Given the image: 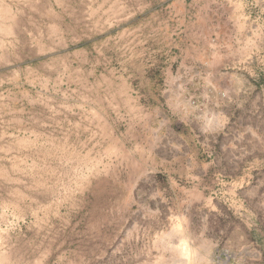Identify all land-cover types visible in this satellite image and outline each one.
I'll list each match as a JSON object with an SVG mask.
<instances>
[{"label": "rangeland", "instance_id": "1", "mask_svg": "<svg viewBox=\"0 0 264 264\" xmlns=\"http://www.w3.org/2000/svg\"><path fill=\"white\" fill-rule=\"evenodd\" d=\"M0 264H264V0H0Z\"/></svg>", "mask_w": 264, "mask_h": 264}, {"label": "crops", "instance_id": "2", "mask_svg": "<svg viewBox=\"0 0 264 264\" xmlns=\"http://www.w3.org/2000/svg\"><path fill=\"white\" fill-rule=\"evenodd\" d=\"M221 5H222V3H221ZM192 77H197L198 79H201V78H202V76L198 74L197 76H192V75H190V77H187V79L190 78V80H191ZM171 79H172V80H171L172 82H175V81H177V80H180V77H179V76H172Z\"/></svg>", "mask_w": 264, "mask_h": 264}]
</instances>
